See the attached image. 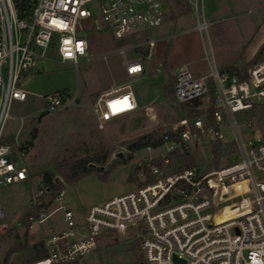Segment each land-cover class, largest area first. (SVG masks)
I'll return each instance as SVG.
<instances>
[{
    "label": "built area",
    "instance_id": "1",
    "mask_svg": "<svg viewBox=\"0 0 264 264\" xmlns=\"http://www.w3.org/2000/svg\"><path fill=\"white\" fill-rule=\"evenodd\" d=\"M21 1L0 0V188L30 180L24 160L31 145L21 140L22 126L12 140L3 133L12 101H24L28 95L21 88L23 74L38 62L49 61L51 52L59 63L75 69L80 61L89 62L90 43L78 32L80 21H88L93 32H106L117 42L129 44L117 50L126 75L142 74V57L128 59L125 53L153 47L150 34L164 24L169 3L28 0V7ZM186 1L195 11L193 29L207 38L202 0ZM174 96L179 103L208 98L211 123L198 117L180 119L171 134L160 136L167 153L208 134L221 143L234 141L237 158L218 169L194 166L175 173L148 165L150 183L88 207L82 222L66 206L62 190L46 201L44 196L52 191L41 186L32 192L28 220L43 225L61 212L64 227L44 238L47 257L30 264H66L86 257L108 234H132L140 242L144 264H176L175 258L183 264H264V133L244 142L240 128L258 130L259 125L254 116L243 124L236 119L264 106V61L224 70L212 65L203 76L180 67L175 72ZM45 99V112L74 102L64 91ZM134 110L127 82L102 91L91 112L101 125ZM162 161L169 164L168 158ZM3 218L0 203V232L5 227Z\"/></svg>",
    "mask_w": 264,
    "mask_h": 264
},
{
    "label": "rangeland",
    "instance_id": "2",
    "mask_svg": "<svg viewBox=\"0 0 264 264\" xmlns=\"http://www.w3.org/2000/svg\"><path fill=\"white\" fill-rule=\"evenodd\" d=\"M202 5L208 23L205 46L199 32L193 30L194 8L186 0H169L166 18L172 25L162 31V39L152 47L150 70L153 74L140 81L129 80L142 111L122 115L101 125L94 119L91 108L98 90L128 80L123 75V57L116 53L118 43L106 32L91 31L88 21H80L77 29L91 42L89 62L80 61L75 69L71 64L59 63L55 53L51 52L50 60L41 71L30 69L26 72L24 78L33 75L25 85L30 95L24 102L12 101L11 117L6 121L4 135L15 133L20 125L19 117L43 106L46 95L66 89L71 91L74 102L52 112L40 111L30 116L22 128L21 140H32L31 151L24 160L30 180L0 188L5 225L0 232V264H30L32 248L43 243L52 231L64 227L61 212L55 213L43 225L28 220L32 192L40 190L41 186L44 188L42 176L45 172L55 178V189L44 196L45 200L49 201L52 194L62 190L66 206L75 212L77 221L82 222L88 207L150 183L153 178L148 165L158 166L164 173H175L185 168L186 151L194 158L195 166L204 170L218 169L237 158L234 141L228 139L221 143L211 140L208 134L197 143L190 142L185 148L175 147L168 153V146L163 145L150 150L132 151L129 148L142 137L158 139L165 132L171 134L182 118L198 117L211 123L208 98L187 104L179 103L174 95L171 100L166 99L167 70L155 72L165 53L196 61L197 66L206 69L210 62L206 55L215 66L216 61L239 63L247 60L252 51L264 43L263 5L259 7L247 0H203ZM262 55L260 62L264 61V53ZM125 57L131 58L132 52L127 51ZM168 61L169 69L173 70L174 64ZM147 104L153 106L150 111L143 110ZM252 116L260 130L241 127L244 142L264 133V106L256 107L244 116L236 115V119L243 124ZM218 142L221 155L218 165L214 166L211 151ZM163 158H168L167 166L163 165ZM83 159L88 162L89 172L75 183L67 184L60 176L59 168ZM144 263L140 242L132 234H108L93 253L66 264Z\"/></svg>",
    "mask_w": 264,
    "mask_h": 264
},
{
    "label": "crops",
    "instance_id": "3",
    "mask_svg": "<svg viewBox=\"0 0 264 264\" xmlns=\"http://www.w3.org/2000/svg\"><path fill=\"white\" fill-rule=\"evenodd\" d=\"M247 2L248 3H250V4H254V5H258L259 7H261V5H263L261 8L262 9H264V0H247ZM202 4H203V0H202ZM167 14H168V12H167ZM170 25H172L171 24V22L170 21H167V18H166V20H165V22H164V24L159 28V29H157V30H155L154 32H152L150 35H151V37H152V39H153V37H155V39H153L155 42L157 41V40H161L162 39V31H164V30H168L169 28H170ZM194 28V27H193ZM194 30V29H193ZM96 33V32H95ZM101 33V32H100ZM98 34H99V32H98ZM199 35H200V37H201V39H202V42L204 43V37L199 33ZM115 42L116 43H118L117 44V47H116V53H117V50H118V48H121V47H128L129 46V44H126V43H119V42H117L116 40H115ZM89 43H90V45H91V42L89 41ZM264 44V43H263ZM262 44V45H263ZM204 46H205V43L203 44ZM262 45H260V47L259 48H255L253 51H252V53H251V55L249 56V57H247L246 59L247 60H243V61H241V62H232V61H227V62H224V61H216V66L214 65L215 63L213 62V60L211 61L209 58H208V56L206 55V60L209 62V65H208V67L206 68V69H202L200 66H197L196 65V61H193V60H184V59H179V58H176V56L175 55H173V54H171V55H169L168 53H167V55H168V57L166 58V53H165V58H163L162 59V63H160L159 65H158V68H155V72L156 73H159V72H161L162 70L161 69H166L167 70V82H168V80H169V78H173V79H175V72H176V70L178 69V68H180V67H183V66H186L187 68H189L193 73H194V75H196V76H203V75H206L208 72H209V70H210V67L212 66V65H214L216 68H218V69H220V70H224V69H232V68H234V67H239V68H245V67H247V66H250L251 64H252V62L254 61V58H255V56H256V54L258 53V51L260 50V48L262 47ZM170 46V45H169ZM172 48V47H171ZM130 52H132V57L131 58H128V59H133V58H136V57H138V56H140V57H142V59H143V65H144V72L142 73V74H139V75H135V76H133V77H129V76H127L126 75V72H125V68H124V65H123V75H124V77L128 80V81H125V82H123V83H121L120 81L119 82H117L116 84H111L110 86H107V87H104V88H102V89H100V90H98V94H97V96L102 92V91H104V90H106V89H109V88H111V87H113V86H118V85H122V84H125V83H127V82H130L129 80H132V81H140V80H142V79H144L147 75H151V74H153L152 72H151V62H150V60L152 59V48H150V49H147V48H145V49H141V50H139V51H130ZM103 56H105V55H103ZM102 56V57H103ZM147 59H148V61H147ZM168 59L174 64V67H173V70H170L169 69V65H168ZM47 61H41V62H38L36 65H35V67L34 68H32V69H34L35 71H41V68H44L43 66L45 65V63H46ZM27 73H25L24 75H23V77H22V80H21V88L23 89V90H25L27 93H28V95L26 96V99L28 98V96L30 95L29 94V92L25 89V85L27 84V80L29 79V77L30 76H33V75H29V76H27V77H25L24 78V76L26 75ZM61 91H64L66 94H68L70 97H72L71 96V91H69V90H66V89H63V90H61ZM132 93H133V96H134V100H135V104H136V110H134L133 112H135V111H138V110H141L142 111V109H139V102H138V100H137V98H136V96H135V94H134V91L132 90ZM52 95V94H51ZM46 96H49V95H46ZM45 96V97H46ZM96 96V97H97ZM25 99V100H26ZM96 99V98H95ZM24 100V101H25ZM24 101H22V102H24ZM94 102H95V100H94ZM193 103V102H192ZM45 106H46V102H45V104L43 105V106H41V107H38L33 113H31V114H29V115H22V116H20L19 118H20V125L18 126V128H17V130L15 131V133L18 131V129L22 126V128L24 127V125H25V122H26V120L30 117V116H32V115H35V114H37L38 112L40 113V111H42L44 108H45ZM94 107V103H93V105H92V108ZM152 107L153 106H151L150 104H147L145 107H144V111H150L151 109H152ZM91 108V109H92ZM133 112H131V113H133ZM15 133H8V134H6L5 135V137H6V139L7 140H12V137L14 136V134ZM27 141V140H26ZM31 140H29V142H30ZM25 163V162H24ZM26 165V164H25Z\"/></svg>",
    "mask_w": 264,
    "mask_h": 264
},
{
    "label": "trees",
    "instance_id": "4",
    "mask_svg": "<svg viewBox=\"0 0 264 264\" xmlns=\"http://www.w3.org/2000/svg\"><path fill=\"white\" fill-rule=\"evenodd\" d=\"M27 2H28V0H22L20 4L22 6H27L28 5ZM28 7H29V5H28ZM263 53H264V44L262 45V47L258 51L257 57L254 59V61L252 62L251 65L260 62V60L263 59L262 58ZM174 82H175V79L169 78L167 85L164 88V95H165L166 99H168V100H171L173 95H174ZM185 104H187V103H185ZM209 114H210V112H209ZM41 115H43V114H41ZM32 138H34V135L32 136ZM31 141H30V144H31ZM162 144H163V142L160 138L154 139L150 136H147V137L140 138L135 144L131 145L129 148L132 151H138V150L146 149V148L156 149V148L160 147ZM211 154L213 155V159L215 160L213 164H214V166H217L218 165V159L221 155L219 142L216 145L215 149L211 151ZM184 163H185V168H190V167L195 166L194 158L191 157V155L187 151L184 154ZM88 172H89L88 162L84 159L78 160V161L74 162L73 164L67 165L65 168H62V167L59 168V174L62 178H64V180L67 184L75 183L80 178H82L84 175H86ZM54 180H55V178L49 172H45L42 176L43 185L45 187L49 188L51 191H52V189H55ZM32 253H33V255L31 258V263L42 261L47 257V253L44 249L43 243L35 245L32 248Z\"/></svg>",
    "mask_w": 264,
    "mask_h": 264
},
{
    "label": "water",
    "instance_id": "5",
    "mask_svg": "<svg viewBox=\"0 0 264 264\" xmlns=\"http://www.w3.org/2000/svg\"><path fill=\"white\" fill-rule=\"evenodd\" d=\"M174 261H175L176 264H183V262L179 261V260L176 259V258L174 259Z\"/></svg>",
    "mask_w": 264,
    "mask_h": 264
}]
</instances>
